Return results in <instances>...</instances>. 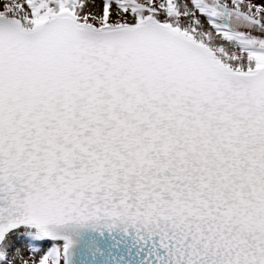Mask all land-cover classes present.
<instances>
[{"label":"snow or ice","instance_id":"snow-or-ice-1","mask_svg":"<svg viewBox=\"0 0 264 264\" xmlns=\"http://www.w3.org/2000/svg\"><path fill=\"white\" fill-rule=\"evenodd\" d=\"M0 264H264V0H0Z\"/></svg>","mask_w":264,"mask_h":264}]
</instances>
